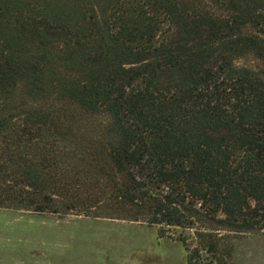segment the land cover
Segmentation results:
<instances>
[{
  "label": "trees",
  "instance_id": "1",
  "mask_svg": "<svg viewBox=\"0 0 264 264\" xmlns=\"http://www.w3.org/2000/svg\"><path fill=\"white\" fill-rule=\"evenodd\" d=\"M0 207L167 226L187 264H230V234L264 232V0H0Z\"/></svg>",
  "mask_w": 264,
  "mask_h": 264
},
{
  "label": "rangeland",
  "instance_id": "2",
  "mask_svg": "<svg viewBox=\"0 0 264 264\" xmlns=\"http://www.w3.org/2000/svg\"><path fill=\"white\" fill-rule=\"evenodd\" d=\"M69 111L70 132L97 135L93 118ZM178 233L122 217L0 207V264H187ZM226 240L233 248L230 264H264L263 231L232 233Z\"/></svg>",
  "mask_w": 264,
  "mask_h": 264
}]
</instances>
